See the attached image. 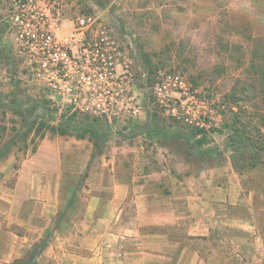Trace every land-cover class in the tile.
I'll return each instance as SVG.
<instances>
[{
  "label": "rangeland",
  "instance_id": "1",
  "mask_svg": "<svg viewBox=\"0 0 264 264\" xmlns=\"http://www.w3.org/2000/svg\"><path fill=\"white\" fill-rule=\"evenodd\" d=\"M62 5L64 30L79 17L93 16L108 35L117 60L111 87L116 94L105 98L116 103V111H82L61 93L65 83L55 88L42 80L18 39L10 0H0V147L13 141L0 161V264L23 258L52 224L53 238L40 264H177L171 239L206 264H260L233 256L258 249L264 254V228L255 231L258 241L245 243L253 226L236 223L264 221V213L218 212L216 205L191 210L180 191H213L222 186V176L209 183L202 174L227 166L263 190L264 8L257 6L258 15L247 13L232 0H62ZM70 117L78 130L47 128ZM41 126L44 137L36 132ZM153 127L201 140L203 149H239L200 158L185 139L135 135ZM75 190L80 204L55 225ZM139 193L150 199L148 214H140ZM142 217L149 224L139 226ZM213 218L219 225L207 235L188 233ZM160 219L171 222L161 225ZM163 234L171 247L166 258L152 250L142 257L135 250L136 235H148L153 249L165 245ZM100 239L107 240L103 258L97 257ZM180 264L195 262L187 257Z\"/></svg>",
  "mask_w": 264,
  "mask_h": 264
},
{
  "label": "built area",
  "instance_id": "2",
  "mask_svg": "<svg viewBox=\"0 0 264 264\" xmlns=\"http://www.w3.org/2000/svg\"><path fill=\"white\" fill-rule=\"evenodd\" d=\"M10 3L24 54L41 79L55 88L65 83L61 93L82 111L115 112L116 103L105 97L116 94L111 87L117 60L108 35L102 26L96 27L97 19L79 17L66 31L62 0Z\"/></svg>",
  "mask_w": 264,
  "mask_h": 264
},
{
  "label": "crops",
  "instance_id": "3",
  "mask_svg": "<svg viewBox=\"0 0 264 264\" xmlns=\"http://www.w3.org/2000/svg\"><path fill=\"white\" fill-rule=\"evenodd\" d=\"M232 1L238 2L242 6H244L247 13H254L255 12L258 15L259 12L257 11V6L264 8V0H232ZM209 172L210 173L207 172V173L202 174L203 179L205 178L204 181L212 183V181H214L213 176L218 174V176H222L221 181L222 182L224 181L222 186L217 185L213 191H208V192H206V190H204V189H201L200 192H196L192 187H190L191 191H189L186 187L181 189L180 193L182 192V196L185 198V200L183 202H184V204L188 205L189 209L193 210L196 206L197 207L203 206L201 208L207 209V207H212V206L215 207V205H216V210H218V212L223 211V210H226V211L229 210L230 212H242L243 214H249L251 211L254 214L255 213H260V214L264 213V208H262L263 206L262 207L259 206V204L261 202H262V205H264V203H263L264 202V187H263V190H261L260 186H257V184L250 179V176L235 173L232 166L224 167L222 169V171L214 172L211 170ZM19 174H21V172H19ZM19 176H17L16 178L18 179ZM201 181H203V180H201ZM34 183H35V181H34ZM247 193H249V194H247ZM174 195H175V193H174ZM178 195H179V193H178ZM178 195H176L175 198H178L179 197ZM139 199L142 202V204L139 205L140 214H145V213L148 214L150 212L151 206H152L150 203V199L147 196L143 195L142 193H139ZM78 204H80V200H77V202L75 203V206H77ZM6 220L9 221L10 224L15 222V220L13 218L8 217V216L6 217ZM237 220L238 221L236 223L240 224L241 226H245V225H250V226L252 225L253 226L254 235H252V238L247 237L244 242L247 243V242H252V241L253 242L258 241V237H257L255 231L256 230L261 231L260 228H264V224L262 225V223L264 221H259L258 217H253V219H251L249 221L245 220V218H240ZM97 221L98 220H96V222ZM233 221H235V220H233ZM166 222H171V221L166 220V219L158 220V224H161V225L166 224ZM173 222L177 223V222H179V219L176 217L173 220ZM218 223H219V221L217 219H214V218L212 219V223H208V222H205V220H201V222L196 223L195 225L191 226L188 233H190V234H196L197 233V234L207 235L208 232L211 230V228H214L215 226L219 225ZM147 224H149V222L146 221L145 218L142 217V221L139 223V226H144ZM76 226L77 225H75V227ZM136 236L137 237L135 238V240H136L135 250L139 251V254L142 257L150 255L151 250H152V252L157 251L158 255L160 257L166 258L167 257V255H166L167 250H169V249L171 250V247L167 248L166 243H165L168 241V237L166 236V234L161 235L164 238L163 242L165 245H161V246H159L157 248H153V249L149 247V244H148L149 238L147 237L148 235H145V236L141 235L139 237H138V235H136ZM158 237H160V236H158ZM119 240H120V237H117V242ZM170 241H171V244H172L173 250H174L173 256H171V257H173V260L175 263L180 264V261L183 258L185 259V258L189 257L190 259H192L195 262V264H206L205 261L201 258V256H199V254L197 252L189 250V249L183 250L181 241L179 239H177V243H176V239H171ZM106 243H107V240H102V239H100V241L98 242L99 246H98V250H97L98 251L97 257L101 256V258H103L106 255L105 250H104L105 249L104 245ZM59 244L61 246H64L67 243H66V240L64 238H62L61 241L59 242ZM29 249L27 250V252L29 251ZM27 252H26V254H27ZM76 253H79V251H76ZM26 254H25V256H26ZM117 254H118V256H120L119 253H117ZM76 255H78V254H73L74 257H77ZM223 256L224 255H221V257H223ZM224 257H225V259H229V257H227V256H224ZM234 257H236L237 260L242 259L243 263L245 261L244 260L245 257H249V258L251 257L255 260V262L261 264V262L264 258V254L261 252L260 249H258L257 252L256 251H249V253H246V251H242L240 253L235 252L233 258ZM20 259H22V258H20ZM40 262H41V260H40V256H39L38 264H40ZM247 264H249V261L247 262Z\"/></svg>",
  "mask_w": 264,
  "mask_h": 264
},
{
  "label": "trees",
  "instance_id": "4",
  "mask_svg": "<svg viewBox=\"0 0 264 264\" xmlns=\"http://www.w3.org/2000/svg\"><path fill=\"white\" fill-rule=\"evenodd\" d=\"M1 102H2V97L0 96V105H1ZM20 106H21V104H19L18 106H15V108H18ZM40 107H42V106L40 105ZM74 123H75V121L73 120V118L70 117V118L64 119V121L60 122L59 126L57 128L56 127H50V126H48L47 128H50L52 130H61L62 132H64V128L71 126L74 130H78V128L74 125ZM41 130H42V126L39 129H36V132L39 134L40 137H44L45 134H44V132H41ZM2 131L5 132L6 129H2ZM88 132H90L95 137L97 136L96 130H89ZM135 135H148L149 137L156 138L159 141H167V140L173 139V138L185 139L186 141L189 142L190 147L194 151L196 156H198L200 158H213L215 156L221 157L229 151V148H231L232 151H236L239 149L236 147H228V148H225L223 150L213 149V148L212 149H203V145H202L201 140L192 139L191 137H184L183 135H181L179 133H175L173 135V134H170V133L163 131L162 129H160L158 127H153V129H151L148 132H141V133H137ZM12 142L13 141H10L9 143H6V145H4L3 147H0V161L9 155V153L12 149V146H13ZM235 166H236V163H235ZM76 197H77V190H75L73 192L72 198H70V200H68V202L64 206V208L58 213L57 219L55 221V225L58 222H60L64 218L66 213L74 207V205L76 203ZM53 228H54V225L53 224L50 225L45 230V232L43 233V236L37 242H35L32 245V247L27 252L26 256L22 259L14 260V262L12 264H38L39 256L49 246V244L53 238V234H54ZM56 228L59 229L60 227H56Z\"/></svg>",
  "mask_w": 264,
  "mask_h": 264
}]
</instances>
